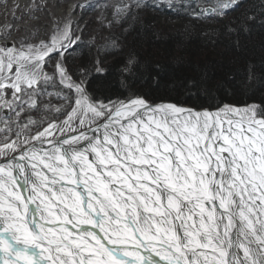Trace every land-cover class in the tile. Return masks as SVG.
<instances>
[{
    "label": "snow or ice",
    "instance_id": "6c2138e0",
    "mask_svg": "<svg viewBox=\"0 0 264 264\" xmlns=\"http://www.w3.org/2000/svg\"><path fill=\"white\" fill-rule=\"evenodd\" d=\"M75 45L66 26L0 47V107H35L47 59ZM56 72L78 94L63 123L0 129V264H264V103L97 105Z\"/></svg>",
    "mask_w": 264,
    "mask_h": 264
},
{
    "label": "rangeland",
    "instance_id": "374dc122",
    "mask_svg": "<svg viewBox=\"0 0 264 264\" xmlns=\"http://www.w3.org/2000/svg\"><path fill=\"white\" fill-rule=\"evenodd\" d=\"M223 3H228L225 15L216 12L204 14V10ZM121 6L127 7L116 15L117 8ZM258 19L264 21V0H0V47L5 44L16 48L24 43L38 45L47 41L55 28L64 29L66 26H70L72 38L76 41L75 48L66 57L47 59L43 72L49 79L39 81L34 96L35 107L26 105L19 117L15 112L0 107V129L4 128L7 120L12 126L9 136L15 139L16 132L27 131L34 135L37 127L42 128L48 122L63 123L75 106L78 94L61 82L56 72L58 61H62L74 83L83 87L93 103L114 104L113 99L105 98L94 88L119 85L123 89L136 72H147L145 65L150 59L146 54L163 52L164 59H169H165L167 66L162 68V78L166 79L169 72L176 71L187 85L193 86L190 74L194 67L208 59H223L220 51L227 50L225 42L240 34L242 36L248 29L246 24L256 23ZM5 25L12 26L10 35ZM177 75L172 77L178 79ZM124 89L123 94L127 97L115 104L134 96L144 98L139 89L127 86ZM174 96L163 95L164 99L156 102L144 99L150 104L174 103L211 110L223 104L241 108L246 104H256L247 101L235 104L231 99L223 98L211 108L207 103L200 102L202 105L197 106L189 99L180 100ZM7 98L12 99L11 90H8ZM29 121L34 123L25 130L22 125ZM80 130H88L87 125ZM3 139L0 133V141Z\"/></svg>",
    "mask_w": 264,
    "mask_h": 264
},
{
    "label": "trees",
    "instance_id": "16d2710c",
    "mask_svg": "<svg viewBox=\"0 0 264 264\" xmlns=\"http://www.w3.org/2000/svg\"><path fill=\"white\" fill-rule=\"evenodd\" d=\"M258 21L246 24L245 28L248 29L242 36L240 34L239 37H232L226 42L225 37L222 36L227 49L220 51L223 59H208L207 62L203 61L201 62L203 64L195 66L190 74V79L195 84L193 86L187 85L183 76H178L176 71L168 73L171 77L162 78V68L167 66L165 59L168 60L169 57L164 59L163 52L157 51L154 54L145 55L150 59L145 65L147 72H136L133 80H127L124 86L139 89V94L149 102L162 100L163 95H176L174 97L178 96L177 99H189L197 106L202 105L200 102L207 103L212 106L211 108H214L213 106L220 103L223 98L231 99L235 104L246 101L255 102L258 105L264 103V21L261 19ZM221 32L224 33V31ZM214 45L217 46L216 43ZM174 75H177L178 79L173 78ZM123 89L119 85L111 87L109 85L101 89L94 88V91H99L105 98L113 99L117 103L127 97L123 94L126 89Z\"/></svg>",
    "mask_w": 264,
    "mask_h": 264
},
{
    "label": "bare ground",
    "instance_id": "6f19581e",
    "mask_svg": "<svg viewBox=\"0 0 264 264\" xmlns=\"http://www.w3.org/2000/svg\"><path fill=\"white\" fill-rule=\"evenodd\" d=\"M125 102V101H124ZM187 108V107H186ZM213 111H215V110H213ZM45 147H49L47 144L45 145ZM4 161H0V163H3Z\"/></svg>",
    "mask_w": 264,
    "mask_h": 264
},
{
    "label": "water",
    "instance_id": "95a60500",
    "mask_svg": "<svg viewBox=\"0 0 264 264\" xmlns=\"http://www.w3.org/2000/svg\"><path fill=\"white\" fill-rule=\"evenodd\" d=\"M102 123V122H101ZM95 127V126H94ZM87 131V130H86Z\"/></svg>",
    "mask_w": 264,
    "mask_h": 264
}]
</instances>
